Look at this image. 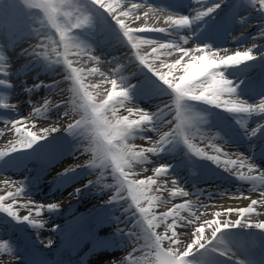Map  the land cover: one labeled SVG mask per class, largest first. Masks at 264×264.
Listing matches in <instances>:
<instances>
[{
  "label": "snow or ice",
  "instance_id": "1",
  "mask_svg": "<svg viewBox=\"0 0 264 264\" xmlns=\"http://www.w3.org/2000/svg\"><path fill=\"white\" fill-rule=\"evenodd\" d=\"M192 2L198 5L193 9L194 15L181 14L182 9L191 7L185 0H174L172 6L155 4L151 0H0V36L8 44L29 41V47L23 49V53L32 58L30 67L52 74L60 67L64 72L63 81L39 82L25 91L29 94L40 88L54 91L62 82H70L67 89L70 96L66 101L53 103L45 96L42 97L43 104L38 107L33 101H28L33 106L30 117L46 118L50 110L59 111L64 107L65 111L60 113L57 122L33 131L35 125L29 126L30 117H0L4 125L0 128V137L5 129L13 131L17 137L0 150V167H17L24 160L39 155L51 143L49 137L61 131L59 121L75 113L80 118L68 122L63 130L77 140L88 141L83 151L90 153L91 158L83 167L111 169L115 183L104 185L115 189L109 204L118 198L130 200V207L134 209L132 215L139 217L135 226L140 229L137 239L142 237L144 241L140 249L143 255L137 258L129 253L130 264H264V258L257 260L252 255L255 248L264 250V219H255L264 216L258 211L264 208V168L255 162L254 156L230 154L215 144L211 146L213 153L210 154L192 142L197 133L203 138L200 126L216 115L212 109H220L234 117L254 114L264 117V79L253 82L247 76L255 66L264 69V51L253 45L230 52L227 47L216 43L222 36V26L229 22L227 15L221 16L217 10L227 5L228 0ZM243 3L264 13V0H243ZM161 18L167 26H154L155 21ZM245 19L240 18V22L244 23ZM150 20L153 25L149 24ZM184 30L190 35H182ZM149 33L165 34L169 39L162 40L147 35ZM258 36L264 37V24ZM193 38L198 43L194 47H185ZM33 40L36 42L31 43ZM108 42L128 47L131 55L126 59L137 65V72L132 76L142 74V80L131 83V77L123 74L126 70L124 64L111 72L102 71L99 67L74 66L71 56H86L94 64H100L101 57L95 52ZM5 47L0 46V73L5 77L0 78V86L11 89L7 79L10 64ZM147 48L151 51L148 52ZM108 63H118V60L113 57ZM89 77L100 79L96 82ZM105 85H110V88H104ZM101 88L107 94L97 102L96 96L101 94ZM257 89L261 97L257 103L242 98L246 92ZM153 96H168L170 103L158 105L155 111L133 106L136 101ZM8 101L7 94H0V110L18 115L17 106ZM197 105L207 107L197 111ZM121 110L127 115L121 114ZM168 115L172 119H166ZM237 123L241 125L245 138L254 137L258 132L264 137V123H259L251 131L241 120L238 119ZM165 125L171 127L167 132H161ZM149 132L156 133L159 139L154 140L147 134ZM138 139L149 146L137 144L135 141ZM181 147L189 159L196 157L210 161L238 181L250 182V191L258 192L259 198L240 192L235 198L249 200L246 207L215 211L211 218H203L205 213L197 215L194 211L197 202L192 200L172 204L167 210L157 213L155 208H163L177 197H189L190 193L179 186L178 178L173 175L178 167L176 164H157L152 167L151 175H143V178L141 175L148 172L145 165L153 163L150 157L169 155ZM79 167L69 165L58 176L75 173ZM170 176L172 187H169L167 179H162ZM2 183L7 190L6 194H0V214L16 225L44 229L46 222L37 217L45 207L47 214L58 213V203L45 206L32 201L30 196L27 202L17 207L18 198L25 195V186L29 183L27 178L19 182L5 179ZM17 183L19 186L13 191ZM96 183L89 180L84 187H93ZM81 191V188H76L70 196H78ZM124 192L127 197L123 196ZM165 192L167 197L163 195ZM202 193L203 190H197L196 194ZM224 194L227 191L220 193ZM19 208L27 209V214L20 215ZM161 228L162 231H157ZM58 230L59 226L52 228V231ZM117 231L124 234L122 229L117 228ZM128 234L137 235L133 232ZM52 244L49 239L45 247L50 248ZM0 251L10 252L16 261L21 260L7 242L0 244ZM30 264L62 262L49 261L35 249ZM113 264L119 262L113 261Z\"/></svg>",
  "mask_w": 264,
  "mask_h": 264
},
{
  "label": "rangeland",
  "instance_id": "2",
  "mask_svg": "<svg viewBox=\"0 0 264 264\" xmlns=\"http://www.w3.org/2000/svg\"><path fill=\"white\" fill-rule=\"evenodd\" d=\"M258 12V14L245 21L243 29H255L257 26H259V24H264V13H261L260 11ZM236 15L237 13L232 11L231 17H229V22L224 25L228 28H235L239 21L237 17L235 18ZM259 31L260 28L257 32L259 33ZM226 34L227 33L224 32L221 38L217 40L216 43L219 46L224 44V42L234 38L249 39V37L253 36L250 34L242 36ZM147 35L157 36L162 40L169 39V37L160 33H149ZM2 38L4 37L2 36ZM33 42L36 41L33 40ZM256 44H258V49H260V51H264V47H260L264 46V40H260L256 42ZM8 45V42L4 44V46ZM14 45H16V43L10 44V47L12 48L11 51H14ZM147 51L150 52L151 49L147 48ZM5 52L7 51L5 50ZM95 54L99 55L101 57V61L105 64H108L109 61H112L113 57H116L118 63H113L111 65L109 64V68L115 69L116 67H119L120 64L126 65V70L123 74L125 76L131 77V83L135 84L143 79L142 74L132 76L133 73L137 72V65L136 63L130 62L128 59H126L127 56L131 55L128 47L108 42L103 45L102 48L97 49ZM70 58L74 61L75 67H85L86 65H89V62H92L89 61L86 56H71ZM31 59L32 58L29 57L27 59L28 62L23 66H19L16 71L10 69L9 67V75L7 79L10 81V83H13V87L11 89H7L4 86H0V94H7L9 96L8 102L17 106L16 112H18V115L9 110H0V117L12 119L30 117V115L26 116L25 113L30 104L25 106L19 103L20 99H17L18 103L13 99L16 98V95L19 93H25L27 95L34 96L32 101L34 104L39 103L38 106L43 104L42 97L45 96H47L53 103H61L66 101L70 96V93L67 91L70 85L69 81L62 82L59 85V88L54 91L45 88H40L38 91H33L31 94L25 91L26 88H31L34 84L39 82L50 84L53 81H63L64 72L62 68L58 67L55 74L48 73L38 67H30L29 61ZM77 60H79V63H76ZM144 71L146 72L147 70L145 69ZM18 72L21 73V80L15 82V80L10 79V77L12 78L15 75L14 73L19 74ZM148 75H151V73H148ZM247 76L249 81L258 82L261 79H264V69L260 68L259 66H255L248 71ZM0 78H5L2 73L0 74ZM104 88H110V85H105ZM104 88L99 90L101 94L96 96L97 102H100L105 98L107 93L104 91ZM61 89H63V91H61ZM89 90L93 91L92 89ZM242 98L248 100L250 103H257L261 97L259 95V90L257 89L255 92H246ZM164 102L170 103V98L168 96H153L151 98L138 100L136 101L135 105L148 111H155L157 106H162ZM206 107L207 106L204 105H197L196 110L202 111ZM63 111H65L64 107H61L59 111L50 110L46 118L43 116H31L29 120V126L35 125L32 130L39 131L40 128L49 126V122L57 120L60 113ZM211 111H217L218 113L223 114L225 120H221V117L215 113L216 115L210 117L206 124H202L200 126V132L203 133V138H201L200 133H197L196 138L192 142L197 147L205 149V151L209 152L210 154L213 153L211 146L215 144L221 148L226 147L235 153H243L245 156H254L255 162L257 158L258 161L262 163H256L261 168H264V153H262V157L258 156V154H260L259 150H264V147H262L264 144V137H261L260 133L258 132L254 137L245 138V136L242 134L243 138L237 139L236 136H231V130L226 127V123L229 122L232 125H235V128L242 130L241 125L237 123V120L239 119L243 122L244 126H246L248 130L251 131V129L256 128L259 123H264V117L258 114H254L250 117H234L233 114L222 112L220 109H212ZM121 114L127 115V113L122 112V110ZM79 118V115L72 113L69 117L61 119V131L53 133L52 136L49 137V141H51V143L48 144L46 149L39 155H34L24 160L17 167H0V176L11 178L12 181L16 182L25 180L26 178L27 181H29V183H27L25 186V195L18 198L17 207H19L20 203L27 202L29 196L32 201L45 206H47L49 203L59 204V211L57 214H47L45 207V211L40 217H37V219H41L46 222V226L43 230L32 229L30 226H21L16 225L15 223L10 224L9 219L6 218L4 214H0V244L7 242L10 247L15 250V253L21 257L20 261H16L12 253L0 251V264H16L24 260H31L29 257L30 250L25 252V250H23L18 245L19 240L17 238L21 239L22 236H20L17 231L24 232V237L28 239L33 244V246L35 245V249L38 250V252L44 258L49 259L50 256L53 255L52 250L58 246L63 248L65 243H68L67 241L70 239L73 233L77 232L79 228H82L84 224H90V229L94 230L97 224L100 222L104 224L103 229H101L103 234H105L107 237L113 238L116 243L122 239L128 240L130 243V249H136L133 255L137 258L143 255L140 249L142 248L144 241L142 237L137 239V237L140 236V229L135 226L136 220L139 219V217L132 215L134 209L130 207L131 201L121 200L118 198L116 201H113L111 204H109L110 197L115 195V189L105 188L104 185H113L115 183V181L112 179L111 169H88L83 167L91 158L90 153L83 151V149L87 147L88 141L86 139L77 140L76 138L67 135L63 130L64 125ZM166 119H172V116L168 115ZM170 127L171 125L162 126L160 131L167 132ZM0 128H4L2 122H0ZM8 128H10V125ZM147 134L152 136L154 140L159 139L156 133L149 132ZM16 138L17 137L13 131L5 129L4 135L0 137V150H4L6 148L7 142L9 140H14ZM135 142L144 147L149 146L144 140L138 139ZM41 143L45 142L41 141ZM185 151L186 150L181 147L177 149L175 153L152 158H156L159 164L168 163L178 165L173 175L178 178L179 186H183L187 191H189L190 196L178 197L176 202L182 203L184 200H192L197 202V208L194 209V211H197V215L200 213H206L207 209L213 206L216 198L226 196L234 198L238 196L240 192L244 193L246 190H250L252 188L250 182H241L234 177H227L225 174L217 173V167H214L216 170L212 168V171L218 174V178L215 179L210 174L208 170L209 168H204L202 171L198 172L195 163H189V161L193 158L194 162H196V157L189 159L185 156ZM199 162L202 163L205 162V160ZM69 165H79L81 167H79L75 173H70L66 176H58V173L63 172V170ZM150 165L151 164L145 166L148 168ZM211 166L214 165L211 164ZM143 175L147 174H142L141 178H143ZM195 175L197 178H195ZM89 180L97 183L93 187L85 188L84 186ZM194 180L199 183L195 184ZM16 186H19V184L17 183L14 185L12 189L13 191L15 190ZM76 188L82 189L80 194L78 196H70V193H73ZM197 190H203V193L198 195L196 194ZM225 191H227V194L220 195V193H225ZM209 194H211V198H209ZM167 195L168 194H164L165 197H167ZM123 196L127 197V193L124 192ZM204 205H208V207L205 208L203 207ZM125 209H127V211H125ZM33 211H35V209H33ZM154 211L159 213L163 210L162 208H155ZM27 212V209L19 208L20 215H25ZM183 214L188 215L187 212H184ZM64 220L66 221L61 224L60 230L56 232H50L54 226ZM117 228L122 229L124 234L122 235L120 232H118ZM162 230V228L157 229V231ZM41 232H43V237L39 236V233ZM129 232L136 233L137 235H129ZM49 239L53 241V244L50 248H47L45 245ZM39 241H43V243H39Z\"/></svg>",
  "mask_w": 264,
  "mask_h": 264
},
{
  "label": "bare ground",
  "instance_id": "3",
  "mask_svg": "<svg viewBox=\"0 0 264 264\" xmlns=\"http://www.w3.org/2000/svg\"><path fill=\"white\" fill-rule=\"evenodd\" d=\"M161 1L162 0H151V2L155 3V4H162ZM230 1H233V0H229L228 3ZM210 2H211V0H210ZM185 3L191 5V7L186 8V10H190V9H194V8L198 7V5H195L192 2V0H185ZM205 6H207V5H205ZM217 11L221 14L223 9H220V10H217ZM256 14L257 13H251V15L248 16L245 19V21L250 19V17H253ZM139 23L140 22H137V24H139ZM149 24L153 25V21L150 20ZM244 25H245V22L241 23L239 21L237 26H236V28L237 29L242 28V27H244ZM261 25L262 24H259V26H257L254 30H252L250 35H253V36L249 37V39L248 38L232 39V40H229V41L225 42L224 44H222L221 47H227L230 50V52L231 51H235V50H242L243 48L251 47L253 45H256L259 48V46H258V44H256V42H258L260 40L261 41L264 40V37H259L258 34H257L258 33L257 31L261 27ZM154 26L166 27L167 25L164 23L163 18H161L160 20L155 21ZM181 34L182 35H190V33L187 30H184ZM163 35H165V34H163ZM1 39H2V41H0V46H4L5 42L7 43V41L5 39H3V38H1ZM246 39H248V40H246ZM18 43H19V45H18ZM18 43H17L18 50H16V51H11L12 48L10 47V44L5 47V50L7 51L6 56L9 58V64L12 61L16 60L17 58L20 59L22 56H24L25 54L23 53V49H26V48L29 47V41H19ZM31 43H35V42L31 41ZM196 43H198V41H196L193 38V39L189 40V43L187 45H185V47H194L196 45ZM258 50H260V49H258ZM26 58L28 59L29 57L26 55V56H24L22 58V60H25ZM169 59H172V58H169ZM19 65H20V60H19L18 64L13 63V65H12V63H11L10 67H12L14 71H16V69L19 68ZM85 67H99L102 71H105V72H111L113 70L112 68H109L110 67L109 63L105 64L102 61L98 65L94 64L93 62H89V65H86ZM14 74L15 75L12 78L10 77V79L15 80V82H18V80H21V78H20L21 77V73H19V74L14 73ZM18 75H19V77H18ZM89 79L98 82L100 78L99 77H89ZM11 85H13V83H11ZM14 85L17 86L16 84H14ZM13 99L17 103H18L17 99H20L19 103H21V104H23L25 106H28L29 105L28 101L29 100L32 101L34 99V96H30V95H27L25 93H23V94L19 93L18 95H16V98H13ZM38 105H39V103L35 104V106H38ZM133 106L135 107L137 105L134 104ZM32 111H33V106L30 105L29 108L25 112L26 116L30 115ZM122 112H124V111L122 110ZM124 113H126V112H124ZM55 122H57V120L49 122L48 125H51V124H53ZM59 123H60V121H59ZM221 149L224 152H228L230 154H234L235 153V152H233L232 150H230V149H228L226 147H223ZM233 158H235V156H233ZM150 159L153 161V163L148 167V172L146 173L147 175L148 174H152L151 173L152 167H154L155 165L159 164V162H158V160L156 158L150 157ZM5 179L12 180L11 178L0 176V194H6V190L7 189L5 188V186L2 183V181L5 180ZM162 179H167L168 182H169V187H172L171 178L170 177H166V178H162ZM164 194H168V193L165 192V193H163V195ZM244 194L250 196L251 198H259V193L258 192H253V191H250V190H246L244 192ZM177 198L172 199L171 203L166 205L165 207H163L162 210L165 211V210H167V207H171L172 204L179 203V202H176ZM178 200H180V199H178ZM248 203H250V201L249 200H245L242 197L239 198V199H237L235 197L232 198V197H229V196L219 197V198H216L215 203L213 204V206H211L210 208L207 209V211L205 213V216L203 218H211V213L212 212L222 211V210H224V209H226L228 207H233V208L246 207L248 205ZM258 211L264 213V208L258 209ZM255 219H264V216L255 217ZM66 220L62 221L61 223H58L56 226H59V229H60L61 224H63ZM103 227H104V224L102 222H100L98 224V226L96 227V232L98 233L99 231H101V229H103ZM181 231H189V230L188 229H181ZM252 231H256V230H252ZM50 232H56V231H52V229H51ZM101 234H103V233H100V235ZM100 235L97 236L96 234H94L93 238L91 239V241H92L91 243H90V240L88 241V243H87V241L84 242L83 240H79L74 245L76 247H74L73 249L69 248L67 253L64 254L63 256H61V257H58V256L52 257L51 256L52 259H53L52 261L53 262L61 261L62 264H79V261L81 259H79V261H77V263H75L74 256L77 254L78 250L82 249L84 246H87V247L89 246L87 248V250L84 251V253L81 252V256L84 255L85 258H86L84 260V263H82V264H97V263L99 264V263H102L103 259H107V257L110 254H113V253H115L117 251H121L123 249H125V250L126 249L127 250L130 249V243L126 239H122L121 241H118V243L116 244V242H114L113 239H109L108 237L100 238ZM39 236L43 237V232L39 233ZM255 251L258 252V251H260V249L256 248ZM126 252H128V251H125V253ZM260 252L262 254H260L259 252L258 253L264 257V251H260ZM123 255L124 254H122L121 256H123ZM25 262H29V264H30V261H28V260H25V261H22V262L16 263V264H25ZM107 264H109V263H107ZM119 264H130V260L129 259H124L123 261L119 262Z\"/></svg>",
  "mask_w": 264,
  "mask_h": 264
}]
</instances>
